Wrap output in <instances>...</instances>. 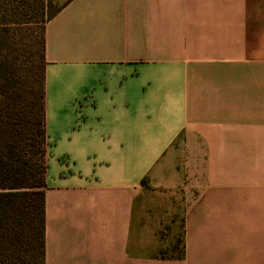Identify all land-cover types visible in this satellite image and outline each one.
<instances>
[{
    "label": "crops",
    "instance_id": "crops-1",
    "mask_svg": "<svg viewBox=\"0 0 264 264\" xmlns=\"http://www.w3.org/2000/svg\"><path fill=\"white\" fill-rule=\"evenodd\" d=\"M44 37V264H264V0H68Z\"/></svg>",
    "mask_w": 264,
    "mask_h": 264
},
{
    "label": "trees",
    "instance_id": "trees-1",
    "mask_svg": "<svg viewBox=\"0 0 264 264\" xmlns=\"http://www.w3.org/2000/svg\"><path fill=\"white\" fill-rule=\"evenodd\" d=\"M66 2L43 12V0H0V264H44V30ZM30 8L42 10L33 37L23 22ZM174 250L167 255L180 257L181 236Z\"/></svg>",
    "mask_w": 264,
    "mask_h": 264
},
{
    "label": "rangeland",
    "instance_id": "rangeland-1",
    "mask_svg": "<svg viewBox=\"0 0 264 264\" xmlns=\"http://www.w3.org/2000/svg\"><path fill=\"white\" fill-rule=\"evenodd\" d=\"M45 1V5L43 7V12H46L48 9H50L51 7H57L60 6L61 4H63L65 2V0H43ZM51 2V4H50ZM41 13L42 10L37 11L36 9H31L29 10L28 14H25L23 22L24 27L26 28V33L31 37H33L34 35H36V31L38 30L39 27V22L41 20ZM176 229H173V234L170 240V244L167 245L166 248V254H176V251L174 250V246L176 244V241L180 235L179 231L177 233ZM168 236H169V232H168ZM170 237H168L169 240ZM167 239V237H166Z\"/></svg>",
    "mask_w": 264,
    "mask_h": 264
}]
</instances>
